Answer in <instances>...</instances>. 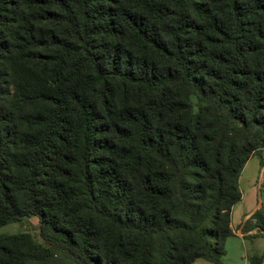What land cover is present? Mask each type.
Returning <instances> with one entry per match:
<instances>
[{"label":"trees","instance_id":"obj_1","mask_svg":"<svg viewBox=\"0 0 264 264\" xmlns=\"http://www.w3.org/2000/svg\"><path fill=\"white\" fill-rule=\"evenodd\" d=\"M263 149L264 0H0V264H224Z\"/></svg>","mask_w":264,"mask_h":264},{"label":"rangeland","instance_id":"obj_2","mask_svg":"<svg viewBox=\"0 0 264 264\" xmlns=\"http://www.w3.org/2000/svg\"><path fill=\"white\" fill-rule=\"evenodd\" d=\"M240 190L242 199L233 207L232 223L236 231H255L252 235L237 234L226 242V255L224 264H250L251 258L263 259L264 264V154L255 156L249 160L240 177ZM259 210V214L253 217V213ZM252 213V214H251ZM250 215L251 221L244 228L245 216ZM249 216V217H250ZM17 233H29L37 241L45 244L40 237V222L38 217H31L20 223L6 226L1 235H13ZM240 233V232H238ZM194 264H212L204 260H198Z\"/></svg>","mask_w":264,"mask_h":264},{"label":"crops","instance_id":"obj_3","mask_svg":"<svg viewBox=\"0 0 264 264\" xmlns=\"http://www.w3.org/2000/svg\"><path fill=\"white\" fill-rule=\"evenodd\" d=\"M260 154H261L260 156L263 158L264 149L261 151ZM251 214H252V213H251ZM253 214H254V213H253ZM249 216H250V215H246V216H245V221H244L245 224H244V228H246L247 225H248V223L251 221V216H250V217H249ZM231 218L233 219L232 214H231ZM232 229H233V232H234V236L237 235V234H240L241 237H243L244 235H249V236H250V235H252V232L255 231L254 228H253V229H249V230H247V232H244V231H241V230H240V231H236L235 228H234L233 223H232ZM238 232H240V233H238Z\"/></svg>","mask_w":264,"mask_h":264}]
</instances>
